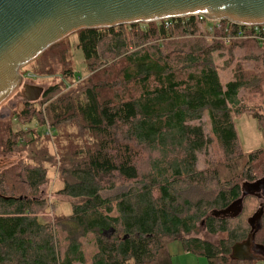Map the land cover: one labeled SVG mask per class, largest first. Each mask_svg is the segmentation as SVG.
Instances as JSON below:
<instances>
[{
    "label": "trees",
    "instance_id": "1",
    "mask_svg": "<svg viewBox=\"0 0 264 264\" xmlns=\"http://www.w3.org/2000/svg\"><path fill=\"white\" fill-rule=\"evenodd\" d=\"M201 26L187 17L85 30L76 34L84 76L69 38L21 72L59 79L0 122V154H24L0 171V264H173V241L208 264H258L233 249L261 204L264 246V202L246 198L234 220L211 213L241 197L242 180L264 177V148L245 154L235 126L247 113L264 119V41L227 22L214 34ZM230 30L243 38L226 43ZM219 69L231 73L226 85ZM124 106L136 122L108 127L104 114ZM204 151L214 156L200 169ZM105 161L114 169L97 167ZM52 167L68 215L39 197ZM200 222L225 238H199Z\"/></svg>",
    "mask_w": 264,
    "mask_h": 264
},
{
    "label": "water",
    "instance_id": "2",
    "mask_svg": "<svg viewBox=\"0 0 264 264\" xmlns=\"http://www.w3.org/2000/svg\"><path fill=\"white\" fill-rule=\"evenodd\" d=\"M202 15L210 21L238 26H264V0H0V106L19 89L25 103H37L42 87L26 84L21 69L51 47L85 30H108ZM264 177L241 185V197L214 218L234 220L248 197L262 200ZM263 204L248 219L249 239L233 249L239 260H264L255 242L262 228Z\"/></svg>",
    "mask_w": 264,
    "mask_h": 264
},
{
    "label": "rangeland",
    "instance_id": "3",
    "mask_svg": "<svg viewBox=\"0 0 264 264\" xmlns=\"http://www.w3.org/2000/svg\"><path fill=\"white\" fill-rule=\"evenodd\" d=\"M200 28L202 30L205 29L204 26H201ZM69 42H70L69 44L70 51L74 62V70L76 73V77H80V76L82 77L86 74L85 61L82 51L78 48L77 36L76 35L70 36ZM28 66L29 65L23 67L21 69V72H24L25 70L29 69L30 67ZM219 75L223 85H226L227 82L231 79V73L229 70L219 69ZM58 79L59 77H57L55 74L50 77L35 75V79L24 82L26 84L42 87L46 91L50 86L56 83ZM23 92L24 90L22 88L19 89L16 94H14L7 102H5L2 106H0V122H8L10 117L12 116V113L22 108L21 106L24 103V100L22 98ZM43 97L40 99V102L43 99ZM104 116L108 127H111L116 120H119L124 124H133L136 122V113L132 108V106H124L122 108H115L109 110L104 114ZM235 126L239 138L240 147L245 154H249L255 150L264 148V119L261 122L259 121V119L255 118L251 113H247L241 116H235ZM204 129L205 132L208 134L209 133L208 128H204ZM4 155L5 154L2 155L0 154V171L10 166L11 164L18 162L19 160L22 159V156H24V154H18V155L10 154L6 156ZM207 156L208 157L211 156L210 158H212L214 155L210 154V152H208L207 155V152L204 151L203 155H200L198 158L199 161L198 166L200 169L205 168L204 166ZM97 167L110 169V170L114 169V166L106 161L100 165H97ZM123 171L128 172L129 170L127 168H124ZM246 181L247 180H242L240 182V186ZM59 188H60V182L57 174L55 173V168L52 167L49 170L48 183L41 188L39 197L41 199L46 200L49 206L50 205L54 206V204L57 202L58 205L63 208L64 215H68L71 213V206L67 203L66 198L57 196L56 193ZM260 201L264 202V200H260ZM171 205L175 209H178L174 201H171ZM41 216L42 219H46L48 217L54 218V214L52 212L48 214H43ZM198 228H199L198 237L203 240L209 241L213 244H217L221 239L225 238V235L223 234H218V235L208 234L206 227H204L203 222H200L198 224ZM168 250L172 256L173 264H208L206 258L184 252L181 242L179 241L171 242L168 245ZM258 264H264V260L259 261Z\"/></svg>",
    "mask_w": 264,
    "mask_h": 264
},
{
    "label": "built area",
    "instance_id": "4",
    "mask_svg": "<svg viewBox=\"0 0 264 264\" xmlns=\"http://www.w3.org/2000/svg\"><path fill=\"white\" fill-rule=\"evenodd\" d=\"M193 17H195L197 21L200 23V25L204 26L210 34H214L215 30L221 31L223 29L222 27L223 22H227V21H210L202 15H195ZM227 23L231 25H235L230 22H227ZM242 27L246 28L248 31L253 33L254 38L264 41V26H261V27L242 26ZM230 31L227 34L228 37H225L224 39L226 43L229 42L228 41L229 39H232L234 37L243 38L241 33H237V35H233V30H230ZM30 79L32 80L35 79V76L33 74H29L27 78L24 77V81H30Z\"/></svg>",
    "mask_w": 264,
    "mask_h": 264
},
{
    "label": "flooded vegetation",
    "instance_id": "5",
    "mask_svg": "<svg viewBox=\"0 0 264 264\" xmlns=\"http://www.w3.org/2000/svg\"><path fill=\"white\" fill-rule=\"evenodd\" d=\"M262 198H263L262 200H264V197H263V192H262Z\"/></svg>",
    "mask_w": 264,
    "mask_h": 264
}]
</instances>
